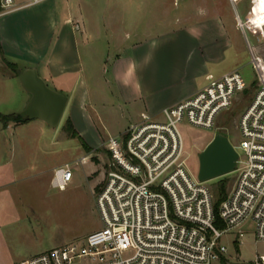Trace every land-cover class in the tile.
Masks as SVG:
<instances>
[{
    "label": "built area",
    "instance_id": "built-area-1",
    "mask_svg": "<svg viewBox=\"0 0 264 264\" xmlns=\"http://www.w3.org/2000/svg\"><path fill=\"white\" fill-rule=\"evenodd\" d=\"M25 4L0 0V16ZM248 52L251 85L238 70L208 74L192 95L158 114L141 113L103 142L111 161L95 194L99 229L14 264H264V253L244 258L240 251L249 235L264 243V58L249 45ZM239 96L236 182L216 215L206 181L186 167L180 124L217 133ZM72 178L65 163L53 169L50 185L63 190Z\"/></svg>",
    "mask_w": 264,
    "mask_h": 264
},
{
    "label": "rangeland",
    "instance_id": "rangeland-1",
    "mask_svg": "<svg viewBox=\"0 0 264 264\" xmlns=\"http://www.w3.org/2000/svg\"><path fill=\"white\" fill-rule=\"evenodd\" d=\"M105 1L99 0L97 7L108 10L111 6L118 11L117 16L119 12L127 13V21L124 27L122 26L125 30L132 28V22L135 27V22L138 21L137 24L140 23L138 29L143 30L138 32L134 30V34L141 32L154 35L160 32L157 30L160 24V16L157 15L160 7L157 2L163 0H132L126 3L123 0H111L110 4ZM164 1L175 14L178 9H191L194 3L197 6L205 0ZM209 2L213 3L212 7L222 9L223 16L226 15L229 22V56L220 68L238 70L245 82L251 85L255 81V73L249 62L248 45L264 58V0H209ZM130 14L133 17L132 22ZM238 20L242 27L238 25ZM145 26L148 30H145ZM89 46L81 48L84 57L83 67L85 74H92L89 81L92 88L90 100L95 106V112H90L94 119L95 133L99 134L102 140L112 134L121 135L123 132L120 131L128 125L126 119H119L116 123L111 116H103L104 110L99 107L102 98L95 94L97 88L94 81L99 82L100 91L105 92L108 97L112 95V88L110 90L105 82L110 78L108 74L110 58L115 55L118 48L112 42L108 45L98 41L91 42ZM84 50L94 55L92 59L97 61V64L95 61V65L92 60L89 61ZM11 64L3 58L0 51L2 114H18L21 111L19 107L22 98L25 96L24 87L11 70ZM242 100L243 96H239L234 105L217 121V126H222L217 132L226 134L233 145H236L238 140L236 123L238 115L242 112ZM69 108L68 103L57 127H50L42 121L27 120L26 122L30 123L24 121L12 124L8 128L7 124L0 121V137L3 136L6 141L1 144L2 137L0 138V160L4 158L8 167L16 171L11 175L10 183L2 189L4 214H7L5 217L13 218L5 229L8 248L2 251V257L9 262L6 264H14L47 249L81 240L101 227L95 194L108 170L111 155L103 144L98 147L95 145L97 148L89 150L79 136L73 133L66 120ZM180 130L185 139L186 167L191 174L196 175L199 167L198 153L212 139L215 130L193 126L186 121L180 124ZM5 135L11 138V144ZM65 163L72 167V181L63 190L51 187L53 169ZM6 166H0V174L5 173L7 179L9 176ZM236 176L237 171H232L205 182L215 203L219 199L220 191L226 195L233 188ZM216 225L220 226L219 223ZM229 248L232 251L230 246ZM256 250L264 253V243L255 245L249 235L240 248L241 254L244 258H251Z\"/></svg>",
    "mask_w": 264,
    "mask_h": 264
},
{
    "label": "crops",
    "instance_id": "crops-1",
    "mask_svg": "<svg viewBox=\"0 0 264 264\" xmlns=\"http://www.w3.org/2000/svg\"><path fill=\"white\" fill-rule=\"evenodd\" d=\"M29 2L17 0V4H26L0 16L2 56L17 68L36 67L50 87L68 96L70 108L66 120L70 119L91 151L106 140H101L93 128L91 112H95V106L90 100L92 88L89 83L92 74H85L83 67L81 48L90 47L91 42H105L108 45L112 42L118 48L110 58V78L105 82L110 90L112 88V95L108 97L100 91L99 82L94 81V86L97 88L95 94L102 98L99 107L104 110L103 116H111L113 122L126 119L127 127L138 121L143 112L158 114L163 108L192 95L205 84L208 74L220 76L236 70L220 68L229 56V22L227 16H223L222 9L212 7L213 3L209 0L197 6L194 3L191 9H178L175 14L164 0L158 1L160 24L157 30L160 32L154 35L137 33L143 29H138V21L134 27L132 14V28L125 30L127 13L119 12L117 16L118 11L111 6L108 10L100 9L97 7L99 0ZM105 2L110 4L111 0ZM84 51L89 61L94 62V55L88 50ZM24 91L19 110L25 107L30 98L28 92ZM12 124L16 123L10 121L7 127ZM1 137V144H4V137ZM5 138L11 144V138L6 135ZM5 162L4 158L0 160V166L7 165L9 176L6 179L5 173L0 174V264L9 263L3 259L2 251L8 248L5 229L13 219L5 217L2 189L10 183L11 175L16 173Z\"/></svg>",
    "mask_w": 264,
    "mask_h": 264
},
{
    "label": "water",
    "instance_id": "water-1",
    "mask_svg": "<svg viewBox=\"0 0 264 264\" xmlns=\"http://www.w3.org/2000/svg\"><path fill=\"white\" fill-rule=\"evenodd\" d=\"M15 74L30 95L25 107L18 112L23 120L38 119L57 127L68 102V96L50 87L36 67L16 68ZM238 152L223 132H217L198 153L197 178L208 181L236 169Z\"/></svg>",
    "mask_w": 264,
    "mask_h": 264
},
{
    "label": "trees",
    "instance_id": "trees-1",
    "mask_svg": "<svg viewBox=\"0 0 264 264\" xmlns=\"http://www.w3.org/2000/svg\"><path fill=\"white\" fill-rule=\"evenodd\" d=\"M15 64H11L10 68L13 70L14 74H15V69H16V66H14ZM0 121L3 122V124H8L10 121L12 122H15V123H20V122H24L25 120H23L19 114L17 113H14V114H2L0 113ZM27 121V120H26ZM67 124L70 128H72L73 130V133L77 136H79V138L85 143V145L87 146V143L80 137V135L78 134V132L74 129L70 119H67ZM88 147V146H87ZM225 196L224 192L223 191H220V194H219V199L217 201V203H215V212H216V215H217V206L219 205V203L221 202V200L223 199V197Z\"/></svg>",
    "mask_w": 264,
    "mask_h": 264
}]
</instances>
